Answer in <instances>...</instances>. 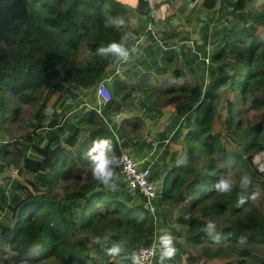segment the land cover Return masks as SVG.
Here are the masks:
<instances>
[{"label":"trees","instance_id":"obj_1","mask_svg":"<svg viewBox=\"0 0 264 264\" xmlns=\"http://www.w3.org/2000/svg\"><path fill=\"white\" fill-rule=\"evenodd\" d=\"M247 4L248 0H201L205 12L200 11L194 51L183 44L179 52L172 47L174 31L159 38L151 27L159 2L151 7L146 0H137L132 10L118 0H0V91L7 89L32 104L43 99L54 80L87 89L107 77L116 57L102 58L95 55L96 49L120 43L123 35L117 26L105 27L109 18L123 16L127 24L133 12L148 16L143 24L153 41L150 51H161L160 41L168 47L159 60L144 63L134 82H113L111 98L121 105L139 94L142 114L132 119L138 126H116L93 109L74 114L78 120L70 128L65 123L70 134H64L55 128L65 118L49 113L42 101L33 130L0 151V172L5 169L2 160L13 167L22 160V169L35 179L20 182L10 177L9 201L3 191L0 194L9 211L17 208L12 228L6 229L0 221V230L5 231L0 237V262L131 264L125 257L141 245L154 243L156 224L164 221L170 234L203 246L198 253L184 251L187 264H211L222 252L234 257L233 264H264V171L254 163V157L264 156V39L256 34L264 26V11L251 17L238 13ZM228 10L234 14L225 19ZM197 11L192 8L189 15ZM82 41L89 59L79 62ZM172 77L181 85L167 86L163 80ZM40 90H45L40 97L33 95ZM172 98L180 101L163 136L182 139L183 148L168 159L167 150L161 151L149 175L161 195L156 201L166 210L157 206L153 216L145 197L129 190L122 180L112 190L94 177L83 179L93 140L110 139L118 157L119 145L130 148L129 135L139 131L143 120L159 118ZM45 117H49L47 126ZM216 119L224 134L214 129ZM83 123L90 126L91 143L66 148L64 144H76ZM43 128L46 131H40ZM27 147L33 156L26 155ZM223 177L234 179L227 194L212 187ZM241 178L250 183L242 185ZM21 190L27 192V199ZM241 197L246 201L242 205ZM209 221L216 225L219 243L204 231ZM105 235L107 241L96 242ZM239 238H245V243ZM114 243L124 246L118 257L104 251Z\"/></svg>","mask_w":264,"mask_h":264},{"label":"rangeland","instance_id":"obj_2","mask_svg":"<svg viewBox=\"0 0 264 264\" xmlns=\"http://www.w3.org/2000/svg\"><path fill=\"white\" fill-rule=\"evenodd\" d=\"M189 2H192V6H190L191 9L192 8H194L196 10L200 9L201 14H203L205 12L202 8H200L201 0H181V2L179 3L181 5L179 7L183 6L186 8ZM124 5L127 8H130L132 10L134 9V7L132 8L128 4H124ZM173 10H175V8ZM187 11H188V9L186 10V12ZM260 11H264V0H248V4H247V7L245 8V10L243 12H238V13H240V14L242 13V14L246 15L247 17H251L252 13L260 12ZM179 13L177 14V16L169 17V20L165 21V22L168 24L169 27H173V26L174 27L176 26V28L179 27L180 32H179V34H177L179 40L181 39V41H184L183 44L184 43H187V45L189 44L190 48H192L194 50L195 43L190 42L191 43L190 44L188 41H193V39H197L199 37V24H198L199 16H196V21L198 20V22H196L194 25H193V23H192V25H188V24L185 25L186 21H185L184 17H187L189 14L187 13L185 16H181L180 15L181 13L180 14ZM233 14L234 13L232 12V10H228V12L224 15V18L230 19L233 16ZM168 26H166V28H168ZM144 31H146V28ZM154 33L157 35V32L155 30H154ZM195 34H196V38H194ZM256 34L260 38L264 39V26L258 27ZM157 37H158V35H157ZM182 38L185 40H182ZM142 39H143L142 37H139V41H141ZM123 41L126 44L128 42L126 37H124ZM178 46H181V44ZM212 47L213 46L209 45V49H211ZM173 48H175V46H173ZM79 49H80V51L78 53L79 62H83L85 59L86 60L89 59V55H88V52L85 48V42L84 41L81 42ZM178 51L180 52L181 50L178 49ZM181 59H182V57L180 55V60ZM180 60H178L179 63H180ZM116 69H117V67H116ZM163 81L165 84H167V86H171V85L172 86H180L181 85L180 81H177V82L176 81H170V80H163ZM107 88L111 94L112 89H110L109 87H107ZM50 90H51V87L49 90H47L45 92L43 99L38 100L40 102L39 103L35 102L34 104H32V102H28L26 100L20 99L18 95L12 94L11 92L7 91V89L0 91V114H1V116H0V123H1L0 124V151H4L5 145H7L13 139L19 138L21 135L23 136L24 134H27L33 130L34 126L38 122L35 115L38 111L39 104H41L42 101H45V106H46L47 100L50 96ZM44 91L45 90H40L38 92L36 91L35 93H33V95L36 96L39 94V97H40L41 94L44 93ZM179 101L180 100L177 98H172L168 101L167 106L162 109V120L165 121L168 118V121H169L170 116L173 114L174 105ZM113 102L114 101L111 98V102L106 107L110 111L115 110L116 109L115 106L118 105L116 102H114V103ZM219 113H220L221 117L223 118L224 114H223L221 108H219ZM48 120H49V117H45L43 119V125L44 126H47ZM218 121H219L218 119L215 120L214 129L217 131H221L224 134L223 129L221 128L220 123ZM166 126L167 125L163 126L164 130H165ZM164 130H162V131L161 130L160 131L155 130L153 133H151V130H146V127H145L144 132L146 131L145 132L146 136H145V134L143 136V134H141V132H140L139 136H137L138 134L136 136L134 135V137L131 140V147H132V145H135V146L133 147L132 151L131 150H127V151H129L131 154L133 153L134 156H136V154H139V156L143 157L145 159V161H151L152 160L153 162H156L157 159H159L160 154H161V153L158 154L156 160H154V157H156L155 153H157V151H159L161 149L162 152L166 151V150H167V152H170L169 151L170 141L165 142V137L163 136ZM40 131H46V128H43ZM79 136H80V138L77 140L78 142L76 144V147L79 146L78 144L82 140L81 134ZM177 142H180L181 144L183 143L182 140H179ZM44 143H45V141L43 142V144ZM146 143H151V146L145 147L144 145ZM64 145L66 146V144H64ZM159 145H160V147H159ZM229 145H231V144H228V146ZM9 146H10V144H9ZM139 147H142V149H143V151L140 153L137 152ZM151 147H152V152H151V150H149ZM120 149H125V148L124 147L119 148V152H120ZM6 150L8 151V153L15 155V151L13 149L7 147ZM73 150H75L74 147H73ZM26 155L33 156L32 150L29 149V147H27ZM147 158H148V160H146ZM0 159H2V158L0 157ZM256 159L257 160H255V157H254V163L256 166H258V167L264 166V156H261L260 158L257 156ZM260 159H262V161L259 162ZM2 161L4 163L5 170H8L12 173L14 172V174H12V175H3L0 177V194L2 191L4 192V194L6 195V203H7L9 201V194L11 193V191L13 189L11 186V178H15L17 176L18 179H20L21 181H23L25 179L35 181V179L33 178L34 177L33 173H29L26 170L22 169V160H20L18 162V164L14 166L16 168H14L12 165L9 166L6 162V160H2ZM197 161H199V159ZM197 164H199V163L197 162ZM1 165H2V163L0 161V167H1ZM16 169H19L20 172H17ZM85 172L86 173L83 175V179L84 180H91V178L93 176L91 175L90 168L88 170L86 168ZM18 173H20V174L18 175ZM118 176H119V174H118ZM233 178H234V176H233ZM118 180L119 181L122 180L120 176H119ZM231 180L234 181V179H231ZM20 193L23 195V197L25 199L28 198V194L24 190H21ZM6 203L4 204L0 200V221L5 224L6 229H7V228H12V226L14 225V218H15V213H16L17 208L11 212L7 208ZM138 203H139V200L134 201V204H138ZM153 204L155 207L158 206V209H160V208H163L164 210L167 209L162 204H159V201H154ZM156 226H157L158 230L156 231V235H155L154 240H155V247L157 249V254H156V257H155L152 264H158L159 255H160V250H159V245H158V237L160 235H162L163 232L166 231V229L168 227L167 224L164 223V221L158 222L156 224ZM4 232L5 231L0 230V237H2ZM172 236L175 238L174 244H175V247L177 249V253L172 260L165 261V264H187V262L184 259V251L190 250V251H193V253H198V252H201V250L203 248V246L201 244H192V243L188 242L184 236H180L178 234H173ZM0 243H1V241H0ZM4 246H5V248H7V245L4 244ZM206 246L208 248L212 249L211 244H206ZM232 258H234V257L226 256L225 253L222 252L221 254H219L218 257H214L210 261V263L211 264H228V262H229V264H233L231 262ZM0 264H8V262L4 261V262H0ZM12 264H28V263L21 262V263H12ZM43 264H45V263H43Z\"/></svg>","mask_w":264,"mask_h":264},{"label":"crops","instance_id":"obj_3","mask_svg":"<svg viewBox=\"0 0 264 264\" xmlns=\"http://www.w3.org/2000/svg\"><path fill=\"white\" fill-rule=\"evenodd\" d=\"M118 1L122 2L123 4H128L132 8L133 7L135 8L137 4V0H118ZM146 1L149 3L151 7H153L157 2H159L158 7L155 9L153 15L151 16V18H153L152 20L153 26H151L153 28V31L155 30L157 32L159 38H161L165 34L167 35V33L171 30L174 31L175 33L174 38H172L171 40L175 42L172 45V47L175 46L174 48L175 50L181 49L184 41H181L178 38L177 34H179L180 32L179 27L177 28L176 26L169 27L165 21H168L169 17L177 16L179 12L181 13V14L179 13L181 16H185L187 13L189 14V10L191 9L190 6H192V2H189L187 7L185 8L183 6L179 7L181 5L179 4L181 0H146ZM174 8L175 10H173ZM187 9L188 11L186 12ZM196 16H200V9H198L197 12L188 15L187 17H184L186 21L185 25L186 24L192 25V23L194 25L196 22H198V20L196 21ZM147 17L148 16H140L136 12H133L131 16V20L127 24L119 27L123 32L120 44L126 47L131 54H130V59L127 62H122L116 57L114 62L108 68V71L110 72L107 75V77L102 79V81L110 89H112L113 82L115 80L124 81V82L125 81L134 82L138 78V76H136V73L144 69V63H149L152 60H159L161 57V52H163V50L167 47L166 44L163 43V41H160L162 50L155 51L154 53L150 51L149 45H151L153 41L149 37L148 33L145 34L146 31H144L145 26L143 24L144 20H146ZM166 26H168V28H166ZM124 37L127 38L128 41L127 44L123 41ZM139 37H142L143 39L139 41ZM194 38H196V34ZM194 40L196 39H193V41H188V42L194 43ZM180 44L181 46H178ZM184 44L187 45V43ZM188 47H190L189 44ZM188 77H190V75H188ZM172 78L173 79H164V80H170L176 82L179 81L175 79V77ZM153 83L155 82L153 81ZM96 88H97V84H95L93 87L83 89L80 87L62 84L59 80H54L52 82L50 96L47 100L46 106L49 107L52 112L57 113L58 115L61 116L63 115V117L65 118V120L62 123L61 121L60 123L58 122L59 124H57L55 128L56 130L64 131V134H70L69 128L71 127L72 124H75L77 122L79 117V115L77 116H73V115L79 111L84 113L86 111L93 110L98 106V104L101 102V98L96 94ZM113 101L118 104L115 106L116 109L110 111L109 109L106 108L107 107L106 105L105 109L102 110L103 117L100 115L99 117H101L105 121L106 119H108V121L111 124H115L116 126H119L122 123L128 124L130 128H134L138 126L135 124V122L132 121V119L134 117H140L142 114V109H138L139 94L136 93L130 96L127 105L126 104L121 105L117 102V100H113ZM65 123L68 124L69 128L65 126ZM167 123H168V118L164 121L162 120V115L155 120L145 119L141 122V125H139L140 128L138 132L139 133L141 132V134H143L144 136L146 132V131L144 132L145 127L146 130H151V133H153L155 130L162 131L164 130L163 126L167 125ZM83 125L84 128H82L79 133V135L81 134L82 136V140L78 145L87 144V142L91 143L92 141L91 130H89L90 126L87 125L86 123H83ZM138 132H136L135 134L131 133L129 135L128 140L130 144L132 138L134 137V135L136 136ZM68 137L69 136H67L66 140L68 139ZM79 138L80 136L77 138V140ZM179 140L171 141L169 139H165V142L170 141V147H169L170 152H168L166 159L169 158L170 154L173 151H177L178 153L181 151V149L183 148V143L181 144L180 142H177ZM76 144L72 147L66 145V148L73 150L74 147L76 149L77 148ZM134 146L135 145H132V147L130 146V148H125V149L132 151ZM119 148L122 147L119 145ZM149 150H151L152 152V147ZM142 151H143L142 147H139L137 152L140 153ZM160 153H161V149L157 151V153H155L156 157H154V160H156L158 154ZM134 157L137 160L142 161V163L144 164L147 162L143 157L139 156V154H136V156ZM146 160H148V158ZM154 244H155V240H154ZM156 254H157V249H156Z\"/></svg>","mask_w":264,"mask_h":264},{"label":"clouds","instance_id":"obj_4","mask_svg":"<svg viewBox=\"0 0 264 264\" xmlns=\"http://www.w3.org/2000/svg\"><path fill=\"white\" fill-rule=\"evenodd\" d=\"M125 19L123 16L115 18H109L105 21V27L111 26H123ZM95 55L102 58H108L109 56H115L122 62H127L130 59L129 50L122 44L115 41L108 43L107 45H101L96 49ZM51 110H49L50 113ZM89 161V168L91 175L100 183L106 187L115 190L116 182L119 179L117 169L123 164L122 157H117L114 152L112 141L108 138H97L92 141V145L86 153ZM186 160V155H185ZM185 160H178V163H183ZM241 184L247 185L250 181L247 178H241ZM234 185V181L228 177L220 178L212 187L213 189L221 194L229 193ZM239 204H244L245 198L239 199ZM216 225L214 222L209 221L204 231L212 238L215 243L220 242V238L215 233ZM109 237L105 235L103 238L97 237L96 242L101 243L107 241ZM175 238L167 231H164L162 235L158 237V245L160 250L158 264H165V261L172 260L177 249L174 244ZM241 244L245 243V238H239ZM105 254L110 257H118L124 251V246L121 243H114L110 247L104 248ZM130 259L132 264H143L142 258L139 254L133 252L130 256L125 257Z\"/></svg>","mask_w":264,"mask_h":264},{"label":"built area","instance_id":"obj_5","mask_svg":"<svg viewBox=\"0 0 264 264\" xmlns=\"http://www.w3.org/2000/svg\"><path fill=\"white\" fill-rule=\"evenodd\" d=\"M149 28L151 27L148 26L147 30ZM205 61H208V59L206 58ZM96 93L101 98V102L95 110L98 115L103 117L102 110L111 102V94L103 81L97 83ZM118 157H122L123 164L117 169V173L129 190L134 193H140L145 197L146 204L148 205L151 214L154 216L155 206L152 202L160 198L161 195L157 192L156 182L149 180L152 161H147L144 164L142 161L137 160L126 149H120ZM255 160L257 159L255 158ZM260 161H262V159H260L259 162ZM259 169L264 171V166L259 167ZM136 253L141 256L143 264H152L156 256L155 244L152 243L148 246L141 245L137 247Z\"/></svg>","mask_w":264,"mask_h":264},{"label":"water","instance_id":"obj_6","mask_svg":"<svg viewBox=\"0 0 264 264\" xmlns=\"http://www.w3.org/2000/svg\"><path fill=\"white\" fill-rule=\"evenodd\" d=\"M12 174H14V172L12 173V172L4 169L2 172H0V177L3 176V175H12ZM14 179H16L17 181L23 182L20 179H18L17 176Z\"/></svg>","mask_w":264,"mask_h":264}]
</instances>
